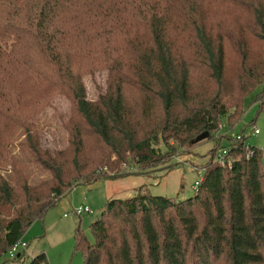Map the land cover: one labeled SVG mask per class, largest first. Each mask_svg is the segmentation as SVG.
I'll return each mask as SVG.
<instances>
[{"label":"trees","instance_id":"trees-1","mask_svg":"<svg viewBox=\"0 0 264 264\" xmlns=\"http://www.w3.org/2000/svg\"><path fill=\"white\" fill-rule=\"evenodd\" d=\"M82 7L97 26L89 38L105 45L94 68L107 71L106 86L93 101L64 42ZM117 35L135 40L120 60L110 55ZM24 80L44 88L37 104L54 95L70 103L54 152L37 122L11 111ZM259 86L264 111V0H0V256L23 244L8 257L23 264V233L77 183L148 171L206 131L214 143L192 196L139 188L110 198L88 226L91 240L75 223L73 253L81 264H264V146L229 136L232 163L213 161L219 124L236 121ZM129 163L137 172L119 170ZM34 171L43 178L30 184ZM28 264H47L44 253Z\"/></svg>","mask_w":264,"mask_h":264},{"label":"rangeland","instance_id":"rangeland-1","mask_svg":"<svg viewBox=\"0 0 264 264\" xmlns=\"http://www.w3.org/2000/svg\"><path fill=\"white\" fill-rule=\"evenodd\" d=\"M88 10V7H82L74 17L75 20L71 23L68 22L70 27L67 23L66 31L68 34L64 42L67 45L66 57L68 61L77 63V66L80 65L79 75L84 86L85 97L87 100L93 101L105 90L107 71L94 68V60L103 59V47L105 45L102 36L93 41L89 38L92 32L96 36L98 35L96 34L97 26L90 23ZM214 10L215 8L211 11L214 12ZM72 15L73 13L69 12L65 18ZM103 26H105L104 23L101 27ZM74 28H81L83 32L74 30ZM123 38L117 35L116 39L112 40V46L110 45L113 50L110 54L111 57L120 60L122 52L127 55L130 49H133L135 40L130 41L126 46ZM30 54H32V59L37 55L34 54V51H31ZM87 68L89 70H85ZM29 81L24 80L22 82L18 92L19 100L16 99L15 111H11L15 114L19 113L21 118L30 116V120L37 122L40 127L41 146L49 152H54L65 143V132L62 127L69 117L70 103L65 97L54 95L46 104H37V101L43 97L37 98L36 95L42 94L43 96L44 91L41 93L40 90H44V88L36 82ZM261 89L262 86L257 87L243 99L242 113L230 126L221 121V128L215 133L217 136H222L220 146L227 144V137L241 133L244 137V146L263 148L264 111H257L256 100V93ZM129 96L131 99L134 98L131 93ZM17 109L18 111H16ZM138 112L139 110H136V114ZM254 129L258 131L256 134L253 133ZM213 143L214 140L207 137L178 149L172 155L165 157L160 165L148 171L133 173L137 170L136 165L133 163L121 164L120 171L132 172L133 174L113 179L99 178L87 184L77 183L71 190L57 199L42 219L35 220L23 233L20 238V241L26 245L23 264H28L32 257L39 253H44L47 264H81L80 255L73 253L72 232L75 223L79 221L80 230L88 240H91L88 226L99 217L104 202L110 198L130 197L139 188L150 195L172 197L174 200H182L192 196L196 188L195 182L204 173L203 166L208 159L207 151ZM42 178V172L29 173L30 184ZM79 206L87 207L89 211L76 217L72 212ZM0 264H11L7 253L0 256Z\"/></svg>","mask_w":264,"mask_h":264},{"label":"built area","instance_id":"built-area-1","mask_svg":"<svg viewBox=\"0 0 264 264\" xmlns=\"http://www.w3.org/2000/svg\"><path fill=\"white\" fill-rule=\"evenodd\" d=\"M219 128H221V124H219ZM258 131L256 129L253 130V133L256 134ZM252 155V151L248 150L247 152V157ZM264 158V157H263ZM213 161L221 166H227L229 167L230 164L232 163V158L231 156L228 154V150L226 147H218L213 155ZM195 185H197V181L195 182ZM88 209L86 207L80 206L78 208L75 209L74 213L76 215L80 214L81 212H87ZM23 244H14L11 246L10 250L8 251V257L10 259H12V257L14 256L16 250L18 247L23 248Z\"/></svg>","mask_w":264,"mask_h":264},{"label":"water","instance_id":"water-1","mask_svg":"<svg viewBox=\"0 0 264 264\" xmlns=\"http://www.w3.org/2000/svg\"><path fill=\"white\" fill-rule=\"evenodd\" d=\"M208 137V133L206 131L201 132L200 134L196 135L191 141V144H194L202 139H205ZM261 163L264 166V158L261 159Z\"/></svg>","mask_w":264,"mask_h":264}]
</instances>
